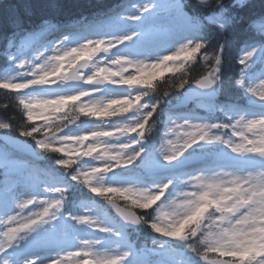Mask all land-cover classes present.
Listing matches in <instances>:
<instances>
[{
    "label": "clouds",
    "instance_id": "obj_1",
    "mask_svg": "<svg viewBox=\"0 0 264 264\" xmlns=\"http://www.w3.org/2000/svg\"><path fill=\"white\" fill-rule=\"evenodd\" d=\"M257 2L145 6L180 37L136 55L117 29H134L143 12L122 17L117 6L67 24L9 21L0 58L12 79L0 83L8 97L0 109L12 111L0 115V139L28 144L60 183L48 198L31 195L20 200L31 207L14 204L0 216V226L18 225L0 230V264H129L121 241L153 254L178 251L176 264H264V0L242 15ZM102 22L115 27L93 29ZM241 26L248 39L229 74L225 42ZM212 28L224 38L215 45ZM226 82L240 90L236 100ZM37 240L56 254L32 250Z\"/></svg>",
    "mask_w": 264,
    "mask_h": 264
},
{
    "label": "trees",
    "instance_id": "obj_2",
    "mask_svg": "<svg viewBox=\"0 0 264 264\" xmlns=\"http://www.w3.org/2000/svg\"><path fill=\"white\" fill-rule=\"evenodd\" d=\"M123 1L125 0H0V50L3 48V38L9 31L8 23L10 20L16 19L17 16L23 17L33 24L39 23L43 18H52L60 24H67L73 20H78L82 17H91L94 13H102L108 9H112L113 6L120 5ZM259 11L258 0L257 7L246 10L242 15L247 18ZM29 12H31V15H28ZM195 12L201 15L204 14V10L201 8H196ZM178 34L180 35L179 32ZM207 35L212 39L214 45L224 40L214 28L209 29ZM246 39H248V35L243 32L242 26L235 37L227 38L225 42L226 73L230 74L236 70V61L243 55L242 46ZM196 51L199 52V49H196ZM8 68L3 59L0 58V83L5 82L4 74ZM168 75L151 77V81L162 80ZM8 88L10 89L11 86H8ZM3 92L4 89H0V104L8 101V97L3 95ZM224 93L233 100L240 96V90L236 89L230 82H226ZM11 111V108L7 112L0 109V115H8ZM40 158L43 162L46 161L42 155H40ZM46 162L48 163V161ZM6 174L8 175L7 167H0V186ZM84 202L88 201L80 200L78 204ZM181 235H183V229H181L179 236Z\"/></svg>",
    "mask_w": 264,
    "mask_h": 264
},
{
    "label": "rangeland",
    "instance_id": "obj_3",
    "mask_svg": "<svg viewBox=\"0 0 264 264\" xmlns=\"http://www.w3.org/2000/svg\"><path fill=\"white\" fill-rule=\"evenodd\" d=\"M159 3L160 0H127L125 4L120 7L121 9L118 10L122 17L139 15L142 12L144 13V15L141 17V21L135 26L134 29L129 27L128 25L120 26L117 29L118 31L128 34H132L134 31L133 40H131L130 42L126 40V43H128L129 45L127 51L130 55H136L140 52L159 50L166 46L171 47L172 43H174L175 39H172L171 41L156 40L157 38L155 37L156 34L154 32L158 33L159 35H162L163 37L166 35H170V32H168V29L162 27L159 24L158 18H152L149 13L145 12V6L151 7L153 4ZM92 27L94 30L97 31H105L115 27V25H113L111 22H102L92 25ZM146 37H148V39ZM81 58H87V56ZM104 64L105 61L101 60V67H103ZM11 79L12 70L7 76V80ZM251 110L259 112L261 109L259 105H254ZM6 163H8L11 168V171L17 174L18 177H9V180L6 182L7 185L5 188L8 191V195L5 200H7V202H4L3 205L1 204V216L4 215V212L8 208L14 205V202H18L22 199H28L31 195H34L37 200H43L47 198V185L41 182L35 183L38 177H34L32 175L31 169H26L23 167V160L21 158L14 157L9 159ZM4 197L5 194H0V200H2ZM81 208L84 212L88 211V205H82ZM5 219H7V217H5ZM17 226V224L9 222L8 224L0 226V230H3L7 227ZM60 235L61 233H58L57 237H59ZM30 248L39 252L40 254H44L45 252H49L51 255L56 254V250L49 248L48 246L32 244L30 245ZM105 248L111 249L112 247L105 244ZM103 251L105 250L102 249L101 252ZM65 254L66 253L64 252H60V255ZM153 259L155 261V264H176V261L180 259V254L172 252L171 250H165L162 253L154 254ZM129 264L138 263L129 262ZM140 264L144 263L140 262Z\"/></svg>",
    "mask_w": 264,
    "mask_h": 264
},
{
    "label": "snow or ice",
    "instance_id": "obj_4",
    "mask_svg": "<svg viewBox=\"0 0 264 264\" xmlns=\"http://www.w3.org/2000/svg\"><path fill=\"white\" fill-rule=\"evenodd\" d=\"M176 23L183 31H191L192 30L191 24L183 16H177ZM127 39L133 40V35L129 34ZM65 103H67V101H65ZM148 163H149V165H151L152 162L149 161ZM0 167H5V164H4L2 159H0ZM8 180H9V176L6 174L5 181L7 182ZM52 180L55 181V178H53ZM0 203H2V202H0ZM14 204L17 208H26V207L32 206L33 201L29 199V200L14 202ZM179 234H180V231H177L175 233H172L171 235L179 236ZM33 244L47 246V242L41 241V240H37Z\"/></svg>",
    "mask_w": 264,
    "mask_h": 264
},
{
    "label": "water",
    "instance_id": "obj_5",
    "mask_svg": "<svg viewBox=\"0 0 264 264\" xmlns=\"http://www.w3.org/2000/svg\"><path fill=\"white\" fill-rule=\"evenodd\" d=\"M7 144L17 148L18 150H20L21 152H25V153H28L29 155H32V150L31 148L24 144V143H20L19 141L17 140H14V139H3Z\"/></svg>",
    "mask_w": 264,
    "mask_h": 264
}]
</instances>
